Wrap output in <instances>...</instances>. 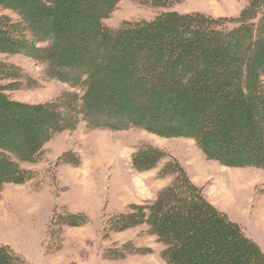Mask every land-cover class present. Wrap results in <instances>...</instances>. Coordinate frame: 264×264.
Listing matches in <instances>:
<instances>
[{"label":"trees","instance_id":"1","mask_svg":"<svg viewBox=\"0 0 264 264\" xmlns=\"http://www.w3.org/2000/svg\"><path fill=\"white\" fill-rule=\"evenodd\" d=\"M135 1L162 13L112 30L105 22L121 0H0L18 17L0 16V54L24 55L45 65L48 79L83 92L41 105L13 100L18 69L0 64V83L8 81L0 84V191L29 181L20 164L33 163L80 119L94 129L192 139L208 160L264 171V0H244L237 18L163 11L188 0ZM140 153L136 170L164 157ZM173 174L150 203L118 215L113 229L149 225L166 264H264L259 246L207 202L181 166L169 163L159 177ZM6 251L0 247V264H16Z\"/></svg>","mask_w":264,"mask_h":264},{"label":"rangeland","instance_id":"2","mask_svg":"<svg viewBox=\"0 0 264 264\" xmlns=\"http://www.w3.org/2000/svg\"><path fill=\"white\" fill-rule=\"evenodd\" d=\"M245 6L244 0H188L163 11L237 18ZM158 13L135 0H121L105 25L114 30L124 22L151 21ZM2 15L18 20L0 8ZM0 64L18 69L19 90L8 93L13 100L41 105L64 92L83 95L48 79L45 65L24 55L0 54ZM147 149L164 157L154 165L150 158L149 170H136L134 159ZM169 163L181 166L207 202L264 253L263 170L208 160L192 139L164 138L140 128L94 129L84 119L75 131L54 136L33 163L20 164L30 172L29 181L0 191V247L18 258L16 264H166L165 247L149 233V225L122 231L112 224L130 205L150 203L175 180V174L159 177Z\"/></svg>","mask_w":264,"mask_h":264},{"label":"crops","instance_id":"3","mask_svg":"<svg viewBox=\"0 0 264 264\" xmlns=\"http://www.w3.org/2000/svg\"><path fill=\"white\" fill-rule=\"evenodd\" d=\"M258 244V243H257ZM260 247V246H259Z\"/></svg>","mask_w":264,"mask_h":264}]
</instances>
